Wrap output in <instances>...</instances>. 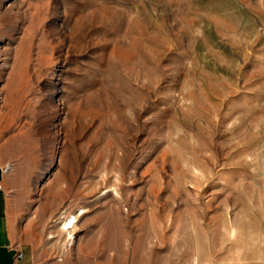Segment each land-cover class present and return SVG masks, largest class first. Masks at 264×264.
Returning <instances> with one entry per match:
<instances>
[{"label":"rangeland","instance_id":"rangeland-1","mask_svg":"<svg viewBox=\"0 0 264 264\" xmlns=\"http://www.w3.org/2000/svg\"><path fill=\"white\" fill-rule=\"evenodd\" d=\"M2 4L0 165L33 264H264V0Z\"/></svg>","mask_w":264,"mask_h":264},{"label":"crops","instance_id":"crops-1","mask_svg":"<svg viewBox=\"0 0 264 264\" xmlns=\"http://www.w3.org/2000/svg\"><path fill=\"white\" fill-rule=\"evenodd\" d=\"M3 171L0 165V264H33L30 254L23 252L12 239L9 195L3 187Z\"/></svg>","mask_w":264,"mask_h":264},{"label":"bare ground","instance_id":"bare-ground-1","mask_svg":"<svg viewBox=\"0 0 264 264\" xmlns=\"http://www.w3.org/2000/svg\"><path fill=\"white\" fill-rule=\"evenodd\" d=\"M2 3H4V0H0V9L4 7ZM6 11H8V9ZM75 221H76V218L75 217H74V220L72 222H68V220H66V222H65L66 228L68 230L69 229H72L74 227V224L73 223H75Z\"/></svg>","mask_w":264,"mask_h":264}]
</instances>
